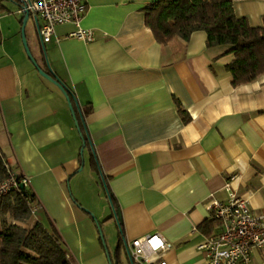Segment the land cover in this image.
Here are the masks:
<instances>
[{
  "label": "crops",
  "instance_id": "0c3cea01",
  "mask_svg": "<svg viewBox=\"0 0 264 264\" xmlns=\"http://www.w3.org/2000/svg\"><path fill=\"white\" fill-rule=\"evenodd\" d=\"M158 1L86 0L80 27L97 39L70 38L78 27L65 24L45 44L80 116L92 110L82 153L65 94L32 64L20 7L3 0L0 145L14 171L31 180L38 211L25 226L55 229L74 264H111L109 256L133 264L131 242L154 234L172 244L162 256L167 264H206L199 246L219 224L201 228L213 220L205 205L212 196L228 201V182L264 214V74L235 87L227 70L235 47H208L204 31L161 45L145 20V8ZM231 1L238 18L263 27L264 0ZM249 264H264V253L254 251Z\"/></svg>",
  "mask_w": 264,
  "mask_h": 264
},
{
  "label": "trees",
  "instance_id": "16d2710c",
  "mask_svg": "<svg viewBox=\"0 0 264 264\" xmlns=\"http://www.w3.org/2000/svg\"><path fill=\"white\" fill-rule=\"evenodd\" d=\"M14 1L20 6L18 1ZM5 11L3 0H0V12ZM145 14L147 27L152 30L161 45H167L175 38L189 41L195 32L204 31L208 36V47L234 46L235 60L227 67V70L233 76L235 87L253 82L264 74V25L254 28L247 19L238 18L233 1L160 0L147 6ZM36 69L42 70L39 66ZM45 73L53 77L51 72ZM70 99L79 134L83 144L86 143V149L90 146L91 140L85 119L92 110L86 109L84 116H80L75 103L76 98L72 92ZM180 112L183 120L188 122L185 112L182 109ZM81 161L83 163L82 153ZM6 163L8 162L0 145V183L7 177ZM93 167L99 170L96 160H93ZM108 190L111 203L120 214L110 188ZM34 200V194L27 189L12 192L0 200V217L3 227L0 235V264H74L62 237L55 229L47 228L41 222H36L29 227L25 226L33 218L30 202ZM92 218L100 228L96 218L93 216ZM217 226L218 222L212 220L210 223L205 222L201 228H208L211 231ZM102 241L104 244V238ZM120 246L121 242L119 248ZM120 257L117 264H120ZM111 264H114L112 259Z\"/></svg>",
  "mask_w": 264,
  "mask_h": 264
},
{
  "label": "built area",
  "instance_id": "2783aa9c",
  "mask_svg": "<svg viewBox=\"0 0 264 264\" xmlns=\"http://www.w3.org/2000/svg\"><path fill=\"white\" fill-rule=\"evenodd\" d=\"M19 14L36 16L40 35L45 44L51 42L57 26L73 24L78 29L69 37L91 43L97 37L92 30L80 27L87 12L86 0H16ZM7 177L0 183V200L15 191L30 190L31 180L17 174L9 163L5 164ZM232 181V180H231ZM230 197L221 202L211 197L205 205L219 228L199 246L206 264H249L254 251L264 253V214H254L249 201L233 190L230 182L225 188ZM33 214L38 208L33 206ZM172 248L160 234L134 240L130 244L133 264H167L163 254Z\"/></svg>",
  "mask_w": 264,
  "mask_h": 264
},
{
  "label": "rangeland",
  "instance_id": "374dc122",
  "mask_svg": "<svg viewBox=\"0 0 264 264\" xmlns=\"http://www.w3.org/2000/svg\"><path fill=\"white\" fill-rule=\"evenodd\" d=\"M9 3L13 8H16V5L14 3H12V2H9ZM17 18L19 20L22 18V16H19V17L17 16ZM25 36L27 39L29 50H30L34 60L36 61L37 65L40 66L42 71H44V72L45 71L53 72V70L49 64L48 57H47L46 46H45V48L43 47L41 37H40V34L38 32L37 25H36V22H35L33 16L28 21V24H27L26 29H25ZM21 40H22L23 46H24V40H23L22 32H21ZM24 48H25V46H24ZM25 51H26V49H25ZM26 54H27V52H26ZM27 56H28V54H27ZM34 67L36 68L35 65H34ZM103 209H104V207L101 208V210H103Z\"/></svg>",
  "mask_w": 264,
  "mask_h": 264
},
{
  "label": "water",
  "instance_id": "95a60500",
  "mask_svg": "<svg viewBox=\"0 0 264 264\" xmlns=\"http://www.w3.org/2000/svg\"><path fill=\"white\" fill-rule=\"evenodd\" d=\"M30 19V14L27 12L25 13L24 17H23V27H22V34H23V40H24V46H25V49H26V52L28 54V57L29 59L32 61V63L36 66V68H38V65L36 63V61L34 60L30 50H29V46H28V43H27V39H26V36H25V29H26V26L28 24V21ZM34 19H35V22H36V25H37V28H38V32L40 34V24H39V20L37 19L36 16H34ZM41 37V35H40ZM41 41H42V44H43V47L45 48V43L43 42V39L41 37ZM39 73L44 76L45 78H47L48 80H50L51 82L55 83L62 91L63 93L65 94L69 104H70V108L72 110V114L74 116V119L76 120V117H75V112H74V109H73V106L71 104V92L70 90L67 88V86H65V84H63L59 78L53 73V77H51L50 75H48L47 73H45L44 71L40 70ZM77 125V124H76ZM78 126V125H77ZM85 145L86 143L83 144V148H82V153L84 152L85 150ZM95 154V153H94ZM84 166V159H83V163H82V167ZM105 182V181H104ZM113 212H114V217L116 219V222L118 224V226L121 228V222H122V217H121V214H119V212H117L114 208H113ZM90 213V212H89ZM93 217L94 215L92 213H90ZM103 238V237H102ZM104 246L106 247V245L104 244ZM127 248V247H126ZM128 251V255L129 257H131V251L129 249H127ZM108 256H109V253H108ZM110 258V256H109ZM110 262H111V258H110Z\"/></svg>",
  "mask_w": 264,
  "mask_h": 264
}]
</instances>
